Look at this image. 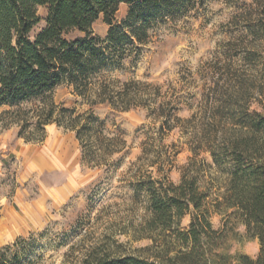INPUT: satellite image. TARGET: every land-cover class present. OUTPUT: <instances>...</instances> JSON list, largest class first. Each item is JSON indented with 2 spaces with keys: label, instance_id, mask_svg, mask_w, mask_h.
<instances>
[{
  "label": "rangeland",
  "instance_id": "374dc122",
  "mask_svg": "<svg viewBox=\"0 0 264 264\" xmlns=\"http://www.w3.org/2000/svg\"><path fill=\"white\" fill-rule=\"evenodd\" d=\"M128 9L121 3L115 21L121 23ZM38 12L43 19L36 30L47 10L40 6ZM92 27L101 38L109 30L103 15ZM124 31L129 38L113 48L116 57L94 79L93 89L101 84L116 92L126 89L138 106L127 111L105 103L92 107L66 82L43 98L0 107V192L8 191L12 200L24 189L27 201L42 204L25 233L0 246L3 264H93L128 255L160 260L167 240L174 239L173 229L186 231L196 211L191 207L166 231L152 227L149 196L141 186L149 175L164 185L197 176L200 189L209 192L205 208L213 227L221 230L227 221L232 228L218 251L258 256L259 240L245 235L231 210L215 206L228 177L211 149L239 133L224 99L249 91V108L264 113V0H189L182 12L148 27L141 40ZM81 34L72 31L68 37ZM159 101L171 102L164 106L169 116L164 130L165 117L152 112ZM51 104L54 116L62 107L74 114L93 108L104 120L103 136L117 134L125 146L106 156L92 132L85 137L91 151L85 147L83 158L76 132L56 121L49 123L58 128L52 146L50 125H35ZM18 142L42 148L50 164L29 160Z\"/></svg>",
  "mask_w": 264,
  "mask_h": 264
},
{
  "label": "trees",
  "instance_id": "16d2710c",
  "mask_svg": "<svg viewBox=\"0 0 264 264\" xmlns=\"http://www.w3.org/2000/svg\"><path fill=\"white\" fill-rule=\"evenodd\" d=\"M188 1L0 0V107L43 98L66 82L92 107L105 103L115 110L127 111L138 106L139 100L126 89L116 92L107 84H101L94 90V79L113 63L116 57L113 48L129 38L125 29L141 40L148 27L165 16L182 12ZM121 3L128 4L129 9L118 23L115 14ZM40 6L47 12L44 25L36 30L43 19L38 12ZM100 15L109 24L105 38L96 35L92 27ZM72 31L82 34L68 37ZM92 89L95 94H91ZM248 92L227 97L222 102L239 133L223 138L219 146L211 149V155L228 177L222 199L217 198L215 206L218 210H231L235 220L245 227V235L259 240L258 256H234L227 250L218 251L232 228L227 221L221 230L213 227L205 208L209 192L200 189L197 176H184L178 184L168 181L164 185L149 175L141 186L149 196L152 227L171 229L193 207L196 214L189 228L186 231L173 229L174 239L167 240V250L160 260L128 255L102 258L93 264H233L234 261L235 264H264V113L249 108L245 98ZM242 99H246L244 103ZM156 103L152 112L157 117H165L160 125L164 130L169 122V116L163 114L164 106L171 102ZM55 111L54 104L44 108L35 125L41 128L56 121L62 126L66 122L64 126L74 130L80 140L83 158L85 147L91 151L92 146L85 143V137H90L92 132L97 134L96 148L106 156L125 146V141L117 134L103 136L104 120L93 108L74 114V109L62 107L57 116H54ZM4 256V251H0V264L4 263L1 261Z\"/></svg>",
  "mask_w": 264,
  "mask_h": 264
},
{
  "label": "crops",
  "instance_id": "0c3cea01",
  "mask_svg": "<svg viewBox=\"0 0 264 264\" xmlns=\"http://www.w3.org/2000/svg\"><path fill=\"white\" fill-rule=\"evenodd\" d=\"M50 125V131L52 132V143L54 145L55 138H57L58 128L57 126ZM50 145V146H51ZM19 151L22 155L31 159H36L40 164H50V160L45 157V151L38 147L36 144L32 143H22L18 142ZM12 153H16V150H12ZM59 158L64 161L65 158L59 156ZM2 158H0V165ZM24 189L16 190L12 200L9 192H0V246L13 241L17 236L24 234L28 228H30L29 223L34 215L35 211L40 212L42 209V204H38L27 201ZM27 192V191H26ZM40 198V200H43ZM39 214V213H38Z\"/></svg>",
  "mask_w": 264,
  "mask_h": 264
}]
</instances>
